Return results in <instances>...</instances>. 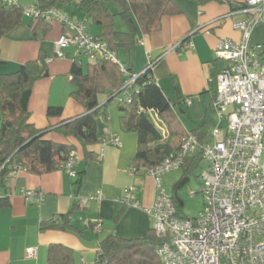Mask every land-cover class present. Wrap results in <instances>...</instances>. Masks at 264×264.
Returning a JSON list of instances; mask_svg holds the SVG:
<instances>
[{
    "label": "crops",
    "instance_id": "1",
    "mask_svg": "<svg viewBox=\"0 0 264 264\" xmlns=\"http://www.w3.org/2000/svg\"><path fill=\"white\" fill-rule=\"evenodd\" d=\"M19 1L20 5H38L43 0ZM115 1L121 10L120 2ZM172 1L181 9L180 13L164 15L158 30L133 33L131 45L115 52L118 60L129 67L128 74H124L126 81L154 61L152 74L173 103L183 127L187 132L201 127L203 142L212 143L216 139L213 129L219 126L225 132L227 126L226 121H218L212 109L217 75L226 65L216 53L217 46L221 40L240 41L241 32L234 22L247 17L239 7L245 0ZM54 6L73 21L85 23L90 34L101 33L99 25L85 17L78 0L57 1ZM115 21L119 28L116 18ZM124 23L122 31H127ZM64 33L72 34L73 30L56 21L24 14L23 21L0 39V58L6 61L1 72L16 71L21 64L40 55L46 58L49 75L34 85L30 121L39 128H49V138L76 145L77 155L73 166L76 176L63 168L41 175L18 170L11 172L7 186L0 185V197H7L10 202L0 209V264H50L52 243L70 247L75 264H91L100 242L108 235L143 238L154 226V218L146 211L157 195L154 177L131 171L138 151V134L124 127L126 112L120 108V101L128 99L126 90L113 96L109 95L110 90L100 96L101 105H108L106 115L97 119L100 142L87 146L89 157L81 143L59 129L84 112L72 96L76 88L71 74L73 61L81 62L84 70L94 62L74 46L64 49V57H57L56 41ZM249 45L264 61V20L253 28ZM50 105L63 106L62 116L48 117ZM210 123L214 125L211 130ZM156 125L164 135L169 134L168 125L160 117ZM111 136L119 137L121 145L105 143ZM79 178L81 182L77 183ZM128 186L134 187L140 207L118 201ZM24 188H42V203L27 202L21 193ZM98 193L103 194L101 200L93 198ZM69 212L75 228H42L43 222ZM30 247L37 248L34 256L27 254Z\"/></svg>",
    "mask_w": 264,
    "mask_h": 264
},
{
    "label": "built area",
    "instance_id": "2",
    "mask_svg": "<svg viewBox=\"0 0 264 264\" xmlns=\"http://www.w3.org/2000/svg\"><path fill=\"white\" fill-rule=\"evenodd\" d=\"M0 3L13 6L20 1L0 0ZM22 6L27 16L56 21L73 30L56 41L57 57H64V49L74 46L90 60H111L128 74L116 52L100 36L90 34L85 23L73 21L55 6ZM239 6L247 14L246 18L234 22V27L241 32L240 41L221 40L216 52L226 65L217 75L212 107L218 121L227 122L225 132L216 126L212 131L215 141L203 144L197 135L188 132L178 153L156 166L131 168L134 173L154 177L157 195L146 211L154 218L153 228L161 238L156 249L157 264H264V61L249 45L253 28L264 20V0H245ZM152 66L149 62L147 68ZM138 75H131L125 87L133 86ZM148 112L159 123L156 111L149 109ZM105 141L122 143L117 136ZM197 150L208 162L209 169L203 173L201 187L205 207L198 217L190 218L180 213L172 193L164 187L163 176L181 168L186 158ZM76 161L73 151L61 167L76 176L73 170ZM18 170L27 168L17 164L14 171ZM21 193L27 202L39 204L45 195L42 188H24ZM93 198L101 200L103 194ZM118 201L141 206L132 186L125 188ZM36 252V247L27 248L29 256Z\"/></svg>",
    "mask_w": 264,
    "mask_h": 264
},
{
    "label": "trees",
    "instance_id": "3",
    "mask_svg": "<svg viewBox=\"0 0 264 264\" xmlns=\"http://www.w3.org/2000/svg\"><path fill=\"white\" fill-rule=\"evenodd\" d=\"M57 1L64 0H43L38 5L42 8L52 7ZM78 1L85 17L99 25V36L116 52L131 45L133 33L158 30L164 15L181 12L172 0H118L121 5L118 14L110 9L109 0ZM116 15H120L126 22L127 31L118 30ZM23 18L22 5L6 6L0 3V39L21 23ZM5 64L6 61L0 58V67ZM147 66L138 72L133 86L125 87V73L121 71L119 64L102 59L88 64L84 70L81 62L73 61L71 74L76 88L72 91V96L84 107V112L64 122L59 129L66 137L74 138L82 144L86 157L91 155L87 146L100 142L97 119L102 114L106 115L108 105V102L101 105L100 96L110 90V96L125 90L129 96V99H121L120 108L126 112L123 117L125 129L134 130L138 134L135 166H156L180 151L188 132L183 127L173 103L155 80L152 74L153 66ZM125 67L129 70L128 66ZM48 75L49 69L43 55L21 64L16 71L6 73L0 70V185L7 186L9 175L17 164L26 167L27 171L41 175L62 169V161L76 150L74 144L49 138L48 134L52 132L49 128H39L30 121V100L34 85ZM63 109V106L50 105L47 108V116L60 117ZM149 109L156 111L168 125L169 134H163L150 116ZM201 130V127H197L191 133L197 135L203 144L204 133ZM202 160L200 150L186 158L182 166L185 172L175 184L172 193L178 207L183 205L179 189L188 182V172L200 165ZM80 182L81 178L77 183ZM9 203V198L0 197V209ZM70 214L71 212L59 214L43 222L42 228H75ZM160 243L161 238L157 236L154 228L143 238L128 239L110 234L100 242L93 263L157 264L156 249ZM49 263L75 264L72 249L63 243H52L49 247Z\"/></svg>",
    "mask_w": 264,
    "mask_h": 264
},
{
    "label": "rangeland",
    "instance_id": "4",
    "mask_svg": "<svg viewBox=\"0 0 264 264\" xmlns=\"http://www.w3.org/2000/svg\"><path fill=\"white\" fill-rule=\"evenodd\" d=\"M111 9L115 13H119L120 6L115 0H109ZM118 29L122 31L124 21L119 15L116 16ZM122 24V26L120 25ZM210 130L214 127L213 123H210ZM191 127V126H190ZM223 127V125H222ZM209 169L208 162L203 159L200 165L196 166L188 172L189 180L179 189V196L183 201V205L179 207L180 213L186 217L195 218L200 215L205 207V196L201 192L203 183V173ZM185 172V168H176L163 176L164 187L170 193L174 192L175 184L179 181ZM196 192V193H195Z\"/></svg>",
    "mask_w": 264,
    "mask_h": 264
}]
</instances>
